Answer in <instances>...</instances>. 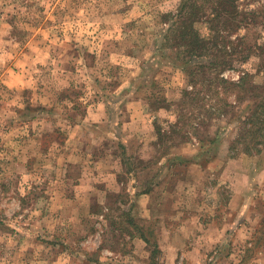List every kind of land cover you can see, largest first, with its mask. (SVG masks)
<instances>
[{
  "label": "rangeland",
  "instance_id": "obj_1",
  "mask_svg": "<svg viewBox=\"0 0 264 264\" xmlns=\"http://www.w3.org/2000/svg\"><path fill=\"white\" fill-rule=\"evenodd\" d=\"M262 3L244 0L239 10H260ZM199 4L210 14L213 0ZM181 6V0H0V264H64L68 256L75 264H164L163 253L153 246L155 258L138 261L135 247L120 240L132 228L126 224L129 219H116L123 215L116 209L128 201L132 168L136 176L148 167L138 161L137 152L147 157L153 149L149 144L140 146L138 139L121 141L118 146L107 138L119 134L121 120L129 119L135 105L167 106L177 119L147 128L144 137L153 138L156 132L161 150L155 158L160 162L190 158L198 144L192 146L190 134L210 121L209 111L216 115L224 111V121L216 127H231L229 134L236 136L238 122L253 110L264 85V52L256 48L242 64L240 57H227L235 66L222 65L225 69L220 73L233 84L251 75L246 83L249 93L245 95L242 88L232 93L220 87L207 91L210 84L200 77L197 66L206 59L190 62L185 50L179 54L183 44L173 20ZM256 22V27L231 36L240 34L251 45H264V22ZM196 28L202 38L211 39L213 33L205 20L196 23ZM68 132L72 138L65 146ZM223 145L227 163L214 161L203 185L187 187L194 190L187 195H194L193 209L185 211V190L178 198L156 200V206L165 207L161 214L165 225L148 230L150 245L156 231L165 241L167 229L180 230L182 222L198 210L214 212L203 217H211V238L217 237L220 225L234 223V215L218 217L217 209L228 207V197L236 187L233 173L245 154L241 148L239 153H229L228 141ZM95 155L98 165L92 160ZM70 159L76 164H69ZM94 175L93 185L100 186L96 192L88 182ZM81 178L86 193L91 189L99 196L109 186L119 190L121 197L116 203L110 200L103 210L93 206V220L71 236L70 229L79 226L77 213L88 216L86 195L90 193L74 197L80 184L69 181ZM117 178L119 182L111 181ZM175 202L180 209L173 212ZM193 218L198 221L199 217ZM228 236L225 254L210 244L202 264H264V223L251 233V246L241 247L239 253L233 233L229 231ZM182 248L183 260L178 264H191L185 252L190 247Z\"/></svg>",
  "mask_w": 264,
  "mask_h": 264
},
{
  "label": "crops",
  "instance_id": "obj_2",
  "mask_svg": "<svg viewBox=\"0 0 264 264\" xmlns=\"http://www.w3.org/2000/svg\"><path fill=\"white\" fill-rule=\"evenodd\" d=\"M134 99L137 101L138 97H135ZM153 108L154 107L151 106L150 103L146 104L145 107L144 105L141 107L135 105V109L132 108V111H130L131 116L129 119L121 120V132L119 131V134L117 135L110 133L113 134V136H111V138H107V140L111 139L110 141L112 143H115L114 141H116L118 146L121 144V141H123V143H129L138 139L141 143L140 146H146L149 144L151 149H153L152 154L149 153L147 157L140 154L141 150L137 152L136 157L138 161L147 164L148 167L141 172H138L136 176H132L133 173H135V169L132 168L127 188L128 196L126 194V197H128L126 199L128 201L127 203L125 201V205L123 204L122 207H118L116 209V211L119 210L123 213V215H118L116 219L121 222H126L129 219V222H126V224H131L130 227H132L130 229L127 228V232H123L125 234L121 235L120 240L123 242H129L132 247H135L133 252L140 258L138 261H146L150 258V256L155 258L150 246L155 247L156 250L159 251V254L163 253L164 259L162 260V263L164 264H178L179 261L183 260V256L181 254V251L183 250L182 247L188 246L190 247L188 248L189 251L185 250V252H187V262L189 263L190 261L191 264H193V262L202 264L205 261L204 254L208 251L210 244H215V248L220 249L219 252L225 254V251L228 249L226 238H229V231L230 233H233V242L236 247L235 252L239 253L241 247L251 246V233L259 226L261 228L264 223V197L262 195V193H264V151L263 153L255 156H244L241 166L236 168L233 173L234 180L236 181V187L232 196L228 197L230 198L228 207L226 208V206H224L223 209H217L218 217L219 215L226 213L235 216V221L232 225H220L217 227V237L215 238L214 236V238H211L209 232L211 227H213V225L210 224L211 217L209 216L206 220H204L203 217L211 215L214 212L205 211V214H203V210H198L192 212V217L185 219V223L182 222L180 230L178 228L175 232L167 229L164 234L169 235V239L162 241V239L157 236L156 231L155 240L150 245L148 230L151 229L154 231L156 225L157 227L162 224L165 225L161 216V214L165 211V207L162 210L161 206H156V200L158 198H165L168 200H170L171 197L178 198V196L181 195V192L185 190L186 192H183V194L186 195L185 198L188 201H185V211L187 209H193L195 206L193 203L194 195L192 193L190 196L187 195L189 194L188 190H194L193 188L187 189L188 185L190 187L195 183L203 185L207 178L208 166L214 161H226L223 153V143L225 144V142L228 141L227 150L230 153L231 145L240 132L238 127V131L235 130L236 136L232 133L231 135L233 136H231L229 134L231 127L229 130L222 129L223 127H216L217 122L219 123V121H224L223 117L217 119L215 122L213 120L207 125L202 126V128H200L201 130L198 129L194 133H189L192 138V146H194V142L196 143L197 141L198 143L197 146L195 145L196 153L194 156L192 155L190 158H178L173 161H166L163 163L155 158L157 157V153H160L161 150V147L157 142L158 136L156 132H153V138L150 137L146 139L144 137L145 131L147 128L159 125V123H173V119L176 120L177 118L173 112L172 113L174 115L170 113L171 109L167 106L164 108L162 106H159L156 109ZM173 116L175 118H173ZM228 124L230 125V123ZM71 138L72 136L68 132V139L65 141V146L70 143L69 141ZM186 138H188V136H186ZM191 140H185V142H191ZM94 145L98 146V141H95ZM96 155L92 158V160L96 163V165H98L99 157ZM109 155L110 154L107 152L106 157ZM67 162L69 164H76L72 161V159L67 160ZM108 175L111 177L110 174ZM95 180L96 177L94 175L93 180H88V182L92 183L91 187H94L93 191L96 192L100 186L97 184L93 185ZM69 181L71 185L78 186L80 184L76 189L74 187L75 193H73L74 197L78 196L77 198L80 199L81 193L84 192L82 190L84 188H81V185L85 180L81 178L77 181ZM111 181L119 182L118 178L117 180L112 179ZM164 182L166 184H163ZM172 184L175 185L172 187L170 186ZM90 191L91 189L87 190V193H84L89 194ZM201 192L202 191H200V193ZM219 195L223 197L222 191H220ZM86 196H88V200L90 202L87 207L88 216L86 218H82L83 213H81V211L77 213V218H79L77 224L79 226H77V228L73 226V229H70L71 236H75L79 233L82 229V227H80L82 224L87 226L93 220V206L97 205V207H101L103 210V208H106L104 207L106 203H109L110 200L111 203H116L117 198L121 197L119 190H112L109 186L102 188L99 192V196L92 193ZM177 204L178 203L175 202L172 205L171 210L173 212L180 209L177 207ZM66 209L67 208L65 207V210ZM214 209L216 210V208ZM105 210L107 211L108 209ZM64 213H66V211ZM193 216L196 218L199 217L197 219L198 221H194ZM258 216H261L259 221L257 219ZM124 217H126V221ZM90 227L91 225L87 227L89 231L92 229ZM182 229H185L186 232L182 231ZM148 249L150 250L148 251ZM213 251H215V249L212 250V252ZM113 252L114 251H112L110 255L113 254ZM234 253L229 254L233 257ZM64 264L75 263L72 259H70V256H68V259H65Z\"/></svg>",
  "mask_w": 264,
  "mask_h": 264
},
{
  "label": "trees",
  "instance_id": "obj_3",
  "mask_svg": "<svg viewBox=\"0 0 264 264\" xmlns=\"http://www.w3.org/2000/svg\"><path fill=\"white\" fill-rule=\"evenodd\" d=\"M200 1L181 0V10L178 16L174 18L176 20H173L176 21L174 26L177 24L176 28L180 29L179 36L181 44H183V48L179 49V54L185 50L184 57L190 59V62L194 60L200 62V60L206 59V61L201 62L203 64L198 63L197 66L198 70L201 71L200 77H203V81L206 80L210 84L207 91H213V89L216 91V88L220 87L226 89L228 93H232L238 88H242L241 90H245L246 95L249 93L246 83L248 79L252 78L251 75L245 74L238 83L233 84L221 78L220 73L225 69V66H235L226 60L227 57L229 59L240 57L239 63L242 64L246 61L244 58L246 54L254 53L256 48L258 52H264V45L257 44V42L251 45L240 34L231 36L234 33H239L242 29L250 30L251 27H256L257 19L264 22V0L260 10L248 12L239 10V5L244 0H213L210 14L204 11L205 5L199 4ZM204 20L213 33L211 39L208 40L202 38L196 28V23ZM212 47L217 49L216 53ZM222 65L225 66L222 67ZM262 72H264V66ZM261 90L260 100H256L253 110L245 118L243 117V120L241 117L240 122L237 120L240 123V132L231 145V153L241 152L240 148L242 153L247 156L259 155L264 151V85ZM195 100L194 103H197ZM227 104L225 102L226 106ZM229 106L231 107V104ZM223 112L216 115V113L209 111V122L222 118ZM209 122L203 123V125L205 126Z\"/></svg>",
  "mask_w": 264,
  "mask_h": 264
}]
</instances>
